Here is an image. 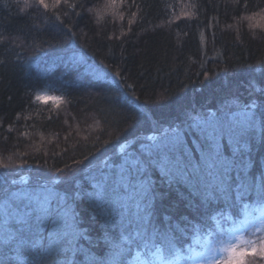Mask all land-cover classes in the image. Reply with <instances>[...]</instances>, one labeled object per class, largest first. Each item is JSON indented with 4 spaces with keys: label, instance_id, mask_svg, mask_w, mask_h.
Instances as JSON below:
<instances>
[{
    "label": "trees",
    "instance_id": "trees-1",
    "mask_svg": "<svg viewBox=\"0 0 264 264\" xmlns=\"http://www.w3.org/2000/svg\"><path fill=\"white\" fill-rule=\"evenodd\" d=\"M107 2L46 10L34 0L29 8L0 0V188L40 195L43 184L68 204L61 217L30 215L31 253L0 242V264H49L44 250L53 246V264H112L117 246L123 264H191L209 247L222 262L237 238L262 234L264 27L254 25L264 24V0H123L114 12ZM41 92L59 100H38ZM241 113L256 118L246 139L220 131L242 124ZM208 124L217 125L210 138L222 158L239 166L227 191L213 193L212 161L198 180L149 164L155 146L177 131L196 163L198 126ZM129 165L137 180L151 181L147 232L137 227L142 197L119 183ZM101 170L113 176L106 203L89 179ZM7 223L0 200V236Z\"/></svg>",
    "mask_w": 264,
    "mask_h": 264
},
{
    "label": "snow or ice",
    "instance_id": "snow-or-ice-1",
    "mask_svg": "<svg viewBox=\"0 0 264 264\" xmlns=\"http://www.w3.org/2000/svg\"><path fill=\"white\" fill-rule=\"evenodd\" d=\"M34 2L36 6L47 10L50 8H58L62 3H69V0H51V2H49V0H34ZM122 3L123 0H108L104 8L106 10H113L114 12L118 4ZM31 6L28 0H25L24 8H29ZM70 6L75 7L77 5L70 4ZM260 19L264 20V16H261ZM254 26L264 27V24L257 23ZM117 75H119V73H117ZM37 99H44V97L38 96ZM255 125V114L249 116L245 113V121L242 124L234 126L229 123L226 128L221 126L220 131H227L228 134L233 137L246 139ZM189 127H191V125ZM198 127H200L201 132L204 134V142L201 145V158L197 160L196 163H193L191 153L185 148L184 139L180 132L177 131L171 135H165L160 143L155 146L149 164L155 163L161 167V171L164 172L165 175L173 178L187 177L190 179L196 178L198 180V173L204 171V167L208 166V161H212L210 167L215 169L213 174L217 179V184L213 186L212 191L213 193L217 190L227 191V187H230L229 182L232 179L231 172L235 167L239 166L234 162L224 160L218 150L215 140L210 138L215 136L217 125L208 124L207 128L203 126ZM209 129H211L210 132ZM85 159H87V157H85ZM74 162L82 163V161ZM201 162H203V164ZM2 166L7 168V165ZM115 174L114 170L113 175ZM118 175L121 187L127 184L129 187L137 189L138 194L142 197L145 215L141 217V223L137 225V227L147 232L151 228V225L147 222L151 199V181H146L144 177L137 180L136 176L132 175L130 165L127 170L122 168ZM89 179L95 181V187L93 189L94 198L106 203L108 187L111 186L113 176L101 170L99 175H90ZM134 180L136 183H131ZM239 187L247 191L251 188V184L248 183L245 177H241ZM40 193V195H36L34 192L27 190L14 192L10 189L0 188V200L3 201L6 219L11 221V223L6 224L3 234L0 236V242H3L4 245L16 243L19 249L30 254L31 248L28 247V245L34 242L31 241L30 237L25 238V229L28 226L30 215L41 213L49 215L50 217L52 215L61 217L65 213L68 204L64 196L43 184L40 185ZM53 223L58 224L59 220L55 219ZM261 223L262 227L257 229V231L262 234L257 236L254 240L241 241L240 244L225 247L223 251L227 253V258L222 262L216 260L215 253L217 249L212 247L207 248L202 254L204 259L208 261L209 264H225V261H227L228 264H258L257 258L264 260V221ZM162 242L167 248L171 249L173 238L171 235L166 234L162 238ZM64 243L71 248L72 241L65 240ZM56 252L57 248L55 246L44 250L45 255L50 257L49 264H53L51 258L55 257ZM123 256L124 248L122 246H117L111 257L112 264H123ZM89 264H108V259L97 260L95 258H89Z\"/></svg>",
    "mask_w": 264,
    "mask_h": 264
},
{
    "label": "rangeland",
    "instance_id": "rangeland-1",
    "mask_svg": "<svg viewBox=\"0 0 264 264\" xmlns=\"http://www.w3.org/2000/svg\"><path fill=\"white\" fill-rule=\"evenodd\" d=\"M38 96L44 97V99H40V100H44V101L57 102L59 100L58 97L50 94L49 92H41V93H39ZM243 117L245 118V113H241V118H243ZM236 240H237V244H240L241 241H245L242 239V237H239ZM191 264H209V262L206 261L201 254H199V255H196V257L194 258V260L192 261Z\"/></svg>",
    "mask_w": 264,
    "mask_h": 264
},
{
    "label": "water",
    "instance_id": "water-1",
    "mask_svg": "<svg viewBox=\"0 0 264 264\" xmlns=\"http://www.w3.org/2000/svg\"><path fill=\"white\" fill-rule=\"evenodd\" d=\"M152 136H153V134L148 135L149 138H152ZM157 137H158V135L155 136V138H157Z\"/></svg>",
    "mask_w": 264,
    "mask_h": 264
},
{
    "label": "clouds",
    "instance_id": "clouds-1",
    "mask_svg": "<svg viewBox=\"0 0 264 264\" xmlns=\"http://www.w3.org/2000/svg\"><path fill=\"white\" fill-rule=\"evenodd\" d=\"M225 264H228V262H227V261H225Z\"/></svg>",
    "mask_w": 264,
    "mask_h": 264
}]
</instances>
